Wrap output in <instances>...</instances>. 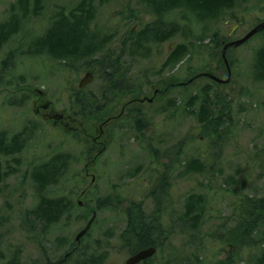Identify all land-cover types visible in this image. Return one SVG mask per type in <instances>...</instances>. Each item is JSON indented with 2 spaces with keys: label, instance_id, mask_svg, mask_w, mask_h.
I'll list each match as a JSON object with an SVG mask.
<instances>
[{
  "label": "rangeland",
  "instance_id": "1",
  "mask_svg": "<svg viewBox=\"0 0 264 264\" xmlns=\"http://www.w3.org/2000/svg\"><path fill=\"white\" fill-rule=\"evenodd\" d=\"M77 1L41 0L39 14L22 19V27L0 49L2 148L9 149L7 146L14 138L27 139L19 153L0 152V169L5 173L0 180V264H45L53 259H63V264H108L104 254L108 251L97 247L104 242L105 234L119 236L123 230L120 205L112 201L121 195H124L123 200H134L139 204L143 215L150 216L155 207L161 209L159 224L163 229L157 235L163 238L159 240L157 258L151 264H255L264 248V221L260 230L247 229V236L242 239L234 236L239 213L232 191L240 187L243 194L264 197V174L253 167L255 158L252 159L264 148V80L256 79L253 69L255 52L264 45V31L229 49L228 57L235 62L232 66L228 63L230 80L226 84H216L206 77L185 84L207 69L214 70L220 79L226 78L224 66L220 67L218 63L222 44L216 46L213 35L225 37L229 33L227 40L243 37L264 20V0L237 4L230 12L235 19L220 18L206 29L192 19L189 22L182 20L190 35L184 39L177 35L164 43H152L146 57L130 59L124 51L122 59L126 62L125 68L129 66V69L121 82L122 90L119 88L120 102L110 110L112 112L90 118L76 116L68 98L74 100L76 96L77 102L91 105L93 102L89 103L88 99H92L93 91L100 108L106 100L99 98L98 93L103 87L98 85L105 81L94 77L82 89L77 88L78 81L95 65L97 57L106 52L104 49L126 42L127 30L133 32L138 26L133 23L140 20L139 23H146L152 20V14L138 4V0H131L134 12H141L135 13L133 20H121L118 11L127 0H109L101 5L95 0V15L89 29L98 31L100 39L110 40L101 51L71 65L48 59L45 55L26 57L21 53L24 49L30 52L32 38L45 33L56 12L70 10ZM15 3L17 0H0V25L10 16H19L11 10ZM168 17H163L161 27H169L172 21ZM177 23L182 24L180 20ZM172 43L174 46L184 43L190 53L171 70L160 69L162 60L174 48H170ZM11 51L14 55L9 61L13 65L6 69L7 65L1 64ZM158 80L168 82L166 92ZM157 88L159 94L156 96L153 91ZM206 89L212 105L218 108L214 116H220V129H228L227 138L220 140V146L214 142V137L202 138L200 135L202 125L196 110L201 103L188 104L190 96L198 94L201 98ZM75 90L79 94H75ZM103 94L109 98L108 106L115 105L112 92L105 90ZM38 97L44 101V108L33 104ZM147 98L154 100L131 105V101ZM128 102L130 106L125 105ZM122 107L131 110L130 114L137 109V114L126 120L121 115L115 119ZM41 113L56 116L43 117ZM227 113L231 116L229 120L225 118ZM136 117L142 118L138 122L140 135L132 129ZM107 118L102 135L111 134L115 140L95 160L102 178L98 177L97 186H91L90 175L85 176L84 170L79 171L91 161L93 156L87 154L89 150L94 152L91 138ZM24 129L27 135L32 134L30 139L24 135ZM60 153L71 155L62 182L37 192L31 171ZM190 164L198 171H192ZM78 173L81 183L76 191H72ZM85 189L91 194L82 198L79 194ZM71 191L74 192L71 193L73 210L64 214L57 224L44 226L33 222L39 196H68ZM92 193L96 194L95 198ZM191 195L200 196L196 198L200 205L194 228L185 219L186 207L192 202ZM108 196H112V208L98 209L93 225L79 240H83L84 251H76L64 258V253L75 245V235L98 204L97 198ZM79 198L83 205L88 204V209L77 204ZM167 204L166 214L162 207ZM125 257L126 251L121 250L112 260L114 264H121Z\"/></svg>",
  "mask_w": 264,
  "mask_h": 264
},
{
  "label": "trees",
  "instance_id": "2",
  "mask_svg": "<svg viewBox=\"0 0 264 264\" xmlns=\"http://www.w3.org/2000/svg\"><path fill=\"white\" fill-rule=\"evenodd\" d=\"M94 1L95 0H79L70 8V10L63 11L62 9L59 12H56L54 14V19L50 20L49 27L45 33L42 35L40 33L32 38L33 44L30 48V52H26L24 49L21 53L26 55V57L45 55L48 59L52 58L65 65H71L73 62L79 61L83 57H89L96 51H101L102 48H104V44L110 40H107L106 38L100 39L98 31L96 32L89 29L96 10ZM108 1L109 0H96V2L100 5L107 3ZM247 1L248 0H138V4L144 6L146 10L152 14V20L146 23H139L141 20L133 23L135 25L138 24V26L133 32L127 30L125 35V38H127L126 42L122 41L118 47L111 46L104 49L106 52H102L97 57L95 65H93L92 68L87 66L90 68L88 72L93 75V78L96 77L102 82L105 81L104 84L98 85L99 87H103V90L98 93V96L100 99L106 100V102L101 103V107L99 108L97 106L99 103L95 100L96 96L93 94V91L91 92L92 99H88L89 103H94V105L93 103L91 104L93 106L86 105L82 101V103L77 102L79 98L76 96L74 100L69 97L68 99L73 106L75 115L82 116L83 118H90L91 115L112 112L110 110L120 102L119 95L123 87L121 82L125 80L129 69V66L125 68L126 62H123L122 59L124 51H127L128 58L130 59L137 56L146 57L149 47L153 46L152 43H164L177 35L181 39L190 35L189 30L185 28L182 20H187V22H189L192 19L195 23L201 24L203 28L206 29L209 24L213 23V21H218L220 18L221 20L235 19L234 16H231L230 12L237 4L245 3ZM39 2H41V0H17V3L12 6L11 10H15V13L19 14V16H10L8 21L3 22V24L0 25V49L11 36L15 35V33L19 31L20 27L23 25V20L27 19L28 16H35L39 14V9L41 7V3ZM130 3L131 0H127L125 6L120 5L121 8H119L120 10L118 11V15L121 20L126 18H128V21L133 20L136 17L135 13L137 14L138 12H141L140 10L134 12V8L131 7ZM59 8L62 7L59 6ZM167 15H169L168 19L172 22L169 23V27H161L160 24L162 23L163 17ZM177 20H180L182 24H178ZM263 31L264 30L260 32ZM213 37V42L216 46H221V44L223 46V41H227L226 36L224 37L223 35L221 37L213 35ZM212 52L214 54V51ZM228 52L229 50L226 51V59L229 65L232 66L235 61L228 57ZM188 53H190V49L187 45L184 43H177L162 60L160 69L168 68L171 70L178 63L183 61ZM13 55V51L9 52L6 56L8 57L7 60L2 62V66L7 65L6 69L12 67L13 63L9 60ZM254 60L253 69L255 78L264 80V45L256 50ZM218 63L220 67L221 65L224 66L221 55ZM204 72H208L209 74L216 76L214 70L207 69ZM192 78H190L185 85L191 84L194 81ZM158 83L164 85V88L166 89L164 92H166V85H168V82L163 83L158 80ZM99 87L97 90L100 89ZM24 88L25 87L17 88V90ZM119 88L121 90H119ZM105 90L112 92L110 95L115 96V105L108 106L107 100L109 98L103 94ZM74 93L79 94V91L75 90ZM130 93H132V91ZM201 94V98L198 97V94L190 96L188 104L197 101L198 103H201L196 110L198 111L196 117L202 125L200 127L202 129V134L200 135L202 138L214 137V142L220 146V140L222 138H227L226 133L228 129L226 127L220 129V123L218 121L220 116L218 118H215L214 116L218 108L215 104L212 105L207 89ZM125 105H130V102ZM89 106L91 108H86ZM95 106L97 107L96 109L94 108ZM128 112L131 113V110H128ZM229 117L231 116L227 113L225 118L228 119ZM140 119L142 118L136 117L133 119L135 128L132 129L135 130L138 135H140V132L138 131V129H140L138 124V122L141 121ZM23 132H25V129ZM24 135H27V133L25 132ZM31 135L32 134H28L27 137L30 138ZM16 142L17 140L14 138L7 147H14ZM2 147L3 145L0 139V152L4 151ZM3 154H7V152H3ZM252 159L255 160V162L253 161V167L255 168L256 166L261 170L260 173L264 174V148L261 149L258 152V155ZM70 162L71 155L69 153L55 154L40 164L37 169L32 170L30 177L36 185L37 192L41 193L45 186L47 188L46 190H48L51 186H54L57 183L60 184L66 171L69 169ZM190 169L192 171H198L196 170V166H192L191 164ZM4 174L5 173H2L0 169V180ZM80 175L81 174L76 175L75 189L72 191H76V188L81 183ZM72 191L68 194V196H39L38 203L36 207H34L35 212L33 214V222L44 226L57 224L64 217V214H68L73 210L71 193L74 192ZM232 192L237 199V207H235V209L238 210L239 213L237 216L238 227L233 232V235L238 239H242L247 236V229L254 228L260 230L263 225L264 197L255 198L253 196L243 194L240 187H235ZM105 198L110 200L112 196ZM190 198L192 202H189L186 207L185 219L190 222L188 225L194 228V225H196L199 218L197 207L200 205L198 204L199 200L196 202V198H200V196L195 197L191 195ZM118 200L119 198L112 199L113 202H118ZM109 204V202L106 201L103 203V199H99L96 208H112ZM85 208L88 209V207ZM127 214L130 221L137 222V226L133 231L137 230L138 233H133L135 236L134 238H136V242L133 247L136 248L152 245L155 240V238L153 239V232L148 229L141 219V212L138 206H131V204H129L127 207ZM124 235L125 234L123 233V236ZM255 264H264V248L259 257L256 259Z\"/></svg>",
  "mask_w": 264,
  "mask_h": 264
},
{
  "label": "flooded vegetation",
  "instance_id": "3",
  "mask_svg": "<svg viewBox=\"0 0 264 264\" xmlns=\"http://www.w3.org/2000/svg\"><path fill=\"white\" fill-rule=\"evenodd\" d=\"M155 95H158V92ZM143 101H144V99L134 100V102L131 103V105L138 106V105L142 104ZM43 102L38 97L36 100L33 101V104L35 106L44 108L45 105L43 104ZM126 106H130V105H126ZM36 111H38V110H36ZM137 111L138 110L136 109V110L132 111V112H134L133 114H130L125 109V107H122L119 114L114 118L115 119L119 118L120 115H121V117L123 116L122 118L125 120L127 119V117L133 118L137 114ZM41 114L43 117L53 116L52 114H45V113H41ZM55 116L56 115H54L53 117H55ZM56 119L59 120L60 117H56ZM109 119H110V117H109ZM109 119L107 118L98 126L97 134H95L91 138V142L93 144L92 149L94 150V152L92 150H89L87 152V154L93 156V157H91V161L84 167V169H82L80 171H79L80 168L78 169L79 173L84 170L85 176L90 175V185L91 186H94V185L97 186L98 184L96 182L99 180L98 177L102 178L101 173L98 172L100 170V168L95 163V160L97 159L98 155H100L102 152H105L107 150V148L109 146H111V142H113L115 140V138H111V134L110 135L108 134L107 136L104 135L105 137L102 135L103 129L106 125V122H108ZM115 130H116V127H115ZM132 138H137V137H132ZM18 139L19 140H17L14 147H9V149L1 151V154H3V152L19 153L21 151V149L23 148L24 139L26 141H27V139L26 138H18ZM28 139H30V138H28ZM104 169L106 171V167H104ZM87 194H91L89 189L82 190L81 193L79 194V196L82 198H86ZM92 196H93V198H95L96 194L92 193ZM123 198H124V195H121L119 197V200H118V204L120 205L121 213L123 214L122 217L124 218V227H123L122 232L119 234V236H116L114 234H110V235L105 234L106 238L104 239V242L102 241L101 246H98L97 248L104 249V250L108 251V252H104L105 258H106L105 261L108 264H114V261L112 260L113 256H119V254L121 253V250L126 251V257L122 260L121 264H127V260L129 258L135 256L137 253H139L141 251H146L148 249H152V251L150 252L151 253L150 255L141 259L139 262L135 263V264H151L157 258V253H158V250L160 249V246H159L160 241L159 240L161 238H163V237L159 238V236L157 235L158 231L163 229V227L159 224V212H161V209L158 207H155V209L153 210V212L151 213L150 216H146L143 214L140 215L141 219L143 220L145 225L148 227V229H150L153 232V235H154L153 239L155 238V240L153 242L154 244L152 243V245H146V246L134 248L133 245L136 242V238H134L135 236L133 235V233H138V231L137 230L133 231V230L137 226V222L136 221H130V219L128 218L126 207H128L129 204H131V206L137 205L140 212H141V208H140L139 204H135L134 200H132L133 202L132 201L128 202V200L125 201V200H123ZM99 199H103V203L107 201L110 203L109 205H111V199L112 198H110V200L107 198H97L96 201L98 202ZM79 200H81V201H79ZM76 202L80 207H88V204L83 205V201L81 198L77 199ZM167 206H168V204L165 207H162L163 209H166V214H167ZM96 207H97V204H95V209L91 210V216L93 215V213H95V216H96V212L98 211V209ZM118 208H119V206H118ZM162 213L165 214V212H162ZM88 220H87V222H88ZM94 220H95V217H94ZM94 220L90 224V227L93 225ZM123 233L125 234L124 236H123ZM80 238H79V240H80ZM79 240H78V242H75V245L71 246L66 251V253H64V254H67V256L65 258H67L68 256H70L72 254H75L76 251H78V253L84 251V247L82 245L83 240H81V241H79ZM88 248L90 249V247H88ZM63 261H64L63 259H53V260H49L48 263L45 262V264H63Z\"/></svg>",
  "mask_w": 264,
  "mask_h": 264
},
{
  "label": "water",
  "instance_id": "4",
  "mask_svg": "<svg viewBox=\"0 0 264 264\" xmlns=\"http://www.w3.org/2000/svg\"><path fill=\"white\" fill-rule=\"evenodd\" d=\"M262 29H264V21L260 22L259 24H257L255 27H253L249 32H247L242 38L232 41L230 43H228L224 48H223V53H222V58L225 62V65L227 66V62L225 60L224 57V51L226 49V47L228 46H238L241 45L242 43H244L246 40H248L251 36H253L254 34H256L257 32L261 31ZM174 44H171L170 48L173 47ZM204 75V74H203ZM206 76H208L210 79L216 81V82H222L225 83L229 80L230 77V72L228 70V74H227V78L225 80H220L210 74H205ZM92 80V75L87 72L84 74V76L80 79L79 83H78V88H82L83 86H85L86 84H88L90 81ZM94 218V214L92 215V217L90 218V220L87 222V224L85 225V227L76 235L75 240L78 241L79 238L87 231V229L89 228L92 220ZM152 249H148L146 251H141L139 253H137L135 256L129 258L127 260V264H135L137 262H139L141 259L147 257L148 255H150Z\"/></svg>",
  "mask_w": 264,
  "mask_h": 264
},
{
  "label": "bare ground",
  "instance_id": "5",
  "mask_svg": "<svg viewBox=\"0 0 264 264\" xmlns=\"http://www.w3.org/2000/svg\"><path fill=\"white\" fill-rule=\"evenodd\" d=\"M225 133V132H224Z\"/></svg>",
  "mask_w": 264,
  "mask_h": 264
}]
</instances>
